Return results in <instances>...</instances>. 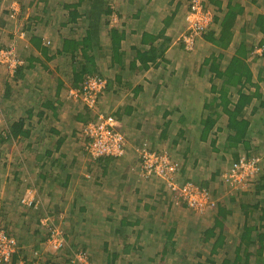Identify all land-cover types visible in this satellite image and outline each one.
Wrapping results in <instances>:
<instances>
[{"label":"crops","instance_id":"obj_1","mask_svg":"<svg viewBox=\"0 0 264 264\" xmlns=\"http://www.w3.org/2000/svg\"><path fill=\"white\" fill-rule=\"evenodd\" d=\"M16 1L19 3V14L16 20H11L7 11L10 1L0 0V41H3L5 48L12 47L16 57L24 64V68L20 72L23 77L17 83V87L20 89L17 96H25V101L19 107L20 111L15 113L17 117L9 119L4 114L2 115L5 118L3 120L4 129L6 130L11 122L23 119L24 128L30 131L28 140H16V147L24 152V157H21L19 168L15 171V180L28 172L30 188L34 190V193L36 192L37 199L43 200L44 197L52 205L65 207L68 205L73 207L81 202L77 205L79 206L78 214L82 213L88 218L91 207L96 211L97 197L102 195V190H98L101 189V174L99 175L97 170H99V166H102L101 161L103 160L91 161L88 157L86 159L85 155L83 156L79 149L75 148V134L77 135L79 123L74 121L73 114L77 110H73V113L70 114L67 109L70 108L72 111L70 103L75 104L66 97L67 93H64L68 91V85L74 89L80 87L78 83H71L73 81L71 70L78 68V65L70 64L71 55L60 51L65 40L72 39L80 42L84 38L86 30L95 25L98 28V46L102 49L97 63L99 71H97L112 81V88L110 91L108 90V95L101 97L99 105L107 107L112 112L117 121V129L124 136L129 130V125L134 124L136 129L144 130V134L150 132V135H154V137L151 136V139L154 140L156 149H161L166 144L165 141H170L172 152L177 157V162L181 164L180 174L185 176L186 172H192L188 167L189 164L192 165L193 171L196 173L198 170H202V168L197 169L198 165L209 164V167L214 168V170H210L214 171L211 174L216 176V174L226 171L236 161V157L247 154L249 156L257 155L261 159L260 173L242 188L231 187L221 181V175L219 176L222 188L218 192L219 196L212 197L214 205L207 210L206 218L203 219L206 226L202 230H193V232H202L214 226L215 222L219 223L220 228L215 232L222 230L224 244L220 250L223 256L220 260H216V264L222 262L226 251L231 248L234 251V247L239 245V239L245 232H248L254 242L250 243L248 249L249 264H264V53L263 47L260 45L264 35L254 29L257 17L260 15L264 17V0H203L207 8L212 10L214 18H221L229 4H238L243 9V13L236 18L235 26L232 29V38L226 49L220 51L210 43L207 39L210 32H207L205 34L207 36L203 35L199 38L196 47L187 54L182 51L181 41L178 45L179 49L175 48L177 46L173 39L176 34L183 33L186 28L183 21L185 3L182 0H103L95 7L89 4L90 0H82L80 4L79 0ZM95 3L96 0H94ZM106 8L110 14L104 15L103 11ZM72 12L76 14L75 19H70ZM90 17L92 18L90 19ZM110 18L112 24L109 21ZM217 26V23L214 22L209 31L216 30L217 32ZM111 28H116L122 33L115 61L110 57L112 42L108 35ZM168 30H171L170 34L167 32ZM253 30H256L255 33ZM172 32H175L174 36H171ZM216 35L218 34L216 33ZM36 41L38 42L37 47L34 46ZM241 44L247 51L243 62L250 74L249 82L242 78L239 81V84L242 85L224 87L221 79L214 78V73L208 68H200L207 58L211 55L217 56L219 53L222 54V64L225 66L235 56ZM203 48L209 50V53L205 54L199 63L200 59L195 60L193 57L195 54L192 52ZM223 70L224 68L220 71ZM236 75L239 77L240 73L238 72ZM57 81L62 82V87L56 98L54 92ZM221 93L225 94V98H223L225 101L229 98L233 104L236 102L238 94L251 96L250 103L243 108L238 117V119L249 122L245 139L248 142V148L241 144L236 148L224 146V149L222 142L224 143L227 136L226 129L219 135L214 144L215 148L199 140L202 117L206 116L203 112V105L213 101L216 108V105L220 104L219 95ZM47 101H51L50 104L55 106L56 115H52L51 111L45 107ZM28 108L34 110L31 117L27 114ZM14 109L16 110V108ZM192 110H195V113L191 115ZM170 112H172L171 116H169ZM41 113H43L42 116H40ZM165 113L168 114L167 117ZM224 117L219 118L218 125L226 124V117ZM51 128L57 133L51 132ZM132 136L133 134L130 132L129 138L132 139ZM60 138H63V142L59 144ZM126 141L128 143L129 140L126 138ZM28 149L29 156L26 153ZM129 154H133V152L127 151L121 160L127 159ZM118 160L113 161L114 165L118 164ZM106 163H112V161H106ZM72 167L75 168L71 170ZM96 168L98 169L94 173L92 184L87 182L85 184L86 179L83 176L90 175L89 172ZM128 171L116 174L120 179H124L125 175L133 177ZM70 176H72L71 179ZM55 179L60 180L59 184L68 179L67 186L63 188L55 185L53 182ZM78 180H81V184L77 182ZM140 182L141 185L146 184L143 181ZM202 182L210 184L208 178L202 179ZM110 183L112 184L107 188L108 191H111L112 198L122 202L124 208L132 207L133 199L127 196L126 191L137 182L133 180V182L122 186L115 176ZM19 185L18 182V186L13 187V194L18 190ZM123 187H126V191ZM31 189L27 190L28 194ZM90 190L93 192L92 198L88 196ZM139 192L140 190L137 188L134 189L135 194H139ZM2 195L4 194L2 193ZM1 199L0 197L2 204ZM139 199L141 198L136 199L137 204L140 203ZM44 201L46 200L44 199ZM32 205L30 207L27 204L19 206L20 214L17 219L20 221V228L28 222V217L35 215L38 210V208L32 209ZM133 207L137 208V206ZM37 214H39V223L43 226L40 221L41 215L39 212ZM109 214L115 216L117 211L109 210L105 214L102 211L99 213L96 211L93 223L102 221L105 222L104 224L114 223L115 221ZM0 217L3 219L1 214ZM83 219L85 218H81L78 226L85 229L87 220ZM141 221L145 222L146 220L138 221L136 219L131 224L128 220L120 217L117 219L118 223L116 222L115 225L117 227L113 232H122L119 227H137ZM141 228L140 231L131 229L128 234H135L138 237L137 232H143ZM64 229L66 237L71 239V234H74L73 228L68 226ZM67 232H70L69 235ZM39 233H31L30 230H27V232L21 231L19 234L16 232L14 235L21 239L22 236L28 234L32 239ZM123 234L125 236L124 232ZM128 234L125 237H128ZM173 234L168 235V238L171 237V242L168 241L167 249H165L167 241L162 242L164 249L161 248L159 251L162 264L200 263L201 261L198 260L194 262L184 259L183 262L178 259L174 263L163 261L164 251L169 254H178V256L181 254L178 238H176L175 232ZM199 234H194L197 236L196 240H198ZM194 235L191 234L189 238L194 239ZM70 239L69 241H71ZM121 239L119 243L123 244L124 241ZM107 242L109 241L101 243L102 252L105 254L108 252L107 245L109 244ZM34 243H38L36 238ZM18 246L19 249L25 250L27 256H32L28 253V246L21 243ZM184 247L185 250L188 248L189 252L195 253L191 249V245ZM207 249L206 247V256ZM109 253L114 254L112 250ZM106 257H102L103 261L99 264L121 263L116 261V255H114V260L113 256L110 259ZM74 261L77 262L75 259ZM56 262L54 259L49 264H68ZM125 264L134 263L128 261Z\"/></svg>","mask_w":264,"mask_h":264},{"label":"rangeland","instance_id":"obj_2","mask_svg":"<svg viewBox=\"0 0 264 264\" xmlns=\"http://www.w3.org/2000/svg\"><path fill=\"white\" fill-rule=\"evenodd\" d=\"M10 2L12 0H9ZM123 2V1H122ZM18 3V2H17ZM10 4V3H9ZM19 4V3H18ZM9 8V5H8ZM7 8V10H8ZM204 8H206L204 6ZM209 10V9H208ZM213 14V13H212ZM185 17H187L186 14L183 15V21L185 24ZM110 23L111 18L109 19ZM213 25V22H211L209 28L207 30H210ZM186 26V24H185ZM206 30V31H207ZM171 30H168L167 32L170 34ZM175 31V30H174ZM185 31V30H184ZM175 35V32L171 33V36ZM183 36V33L176 34L174 36V41L176 43L175 48H178L179 42L181 41V38ZM201 38V36L199 37ZM199 38L196 40V42L199 40ZM1 40V39H0ZM8 45V44H6ZM10 47V46H9ZM196 47V43H194L193 47L190 50H186L184 45L182 47V51L186 52L191 51ZM5 48V45L3 41H0V50L7 49ZM14 50V49H13ZM209 53V50H205L203 48L202 50L198 49L196 52L195 50L192 52V54H195L193 57L195 60L198 58L200 59L199 63L203 59L204 55ZM187 54V52H186ZM188 59V58H187ZM22 62V61H21ZM9 70L0 65V99L3 94L5 83H12L13 79L11 78L12 73L8 72ZM72 86V84H71ZM67 92L66 97H70L69 92L75 91L73 87L67 86ZM15 100V112L11 111V107H5V109H0V133H2V130H5L4 128V122L3 120L5 118L2 117V115L7 113L9 116L7 118L13 119L17 117L15 113H18L19 107L23 102L25 101V96L18 97ZM75 102L73 99H69ZM109 100V99H108ZM78 103V102H77ZM195 104V103H192ZM72 106L71 109H67L70 114L73 113V110H79L80 107L74 106L70 103ZM79 105V104H78ZM107 105V104H106ZM6 110V111H5ZM98 114L105 116H108L116 121L111 111L107 109L105 106H101L97 104L95 109ZM17 111V112H16ZM192 113H195V110L191 111ZM68 116V114L66 113ZM92 117V116H91ZM50 122H53V120H50ZM117 122V121H116ZM53 124V123H52ZM116 126V123H115ZM83 125L79 124V128L77 130V135L75 134V148L79 149V152L85 155L86 159L87 157L94 161L90 155L87 153V151L84 149V142H83V136L81 132V128ZM132 133V139L129 138V133ZM124 138L125 142V153L123 156L118 158H105V159H97L95 161H101V165L98 168H96L94 171L92 170L90 175H85L83 178L86 179L85 184H92L94 177V173L96 170L98 171L99 175L101 174V194L97 197V204L96 211L99 213L100 211L105 214V212H109V210H115L117 211V214L110 215L112 216V219L115 221H112L114 223H106L102 221L101 223L95 222L93 223L94 213L96 212L93 210V207L89 209L90 217L85 216L84 214H78V204L81 202H78L75 206L68 205L67 207L61 206V205H52L48 201L47 198L43 197V200L37 199L36 192L34 193V190L30 188L29 183V173H25L22 177H18L16 180L14 178L15 171L17 168H19L20 159L21 157H24V152H22L21 149H17V142L11 141L10 143H3L0 144V197L3 201L2 204L0 203V214L3 216V219L0 217V231H4L7 235L13 236L14 240L16 241L17 246L21 243L26 246H28L29 251L28 253L32 256H34L36 253L40 257V264H49V262L57 261L56 263H68V264H90L92 262L99 264L101 261H103V258L107 256L106 258H109L116 255V261L121 262L120 264H125V262H133L134 264H162L160 260V249L162 247V242H166L165 249L168 248L169 242H171V239L168 238V235L171 232H175L176 238L178 241V244L181 246V254L178 256V254H169L167 251H164L162 254V259L165 262H171L174 263L175 260L180 259L183 262L184 260H192V261H200L198 257H195V255L192 252H189V249L187 248L185 250L186 246H192L191 249L193 251H200V254H202V257L200 259H204L206 257V252L199 247H197L198 242L194 244L189 238L191 234L195 233L193 230H202L206 226V222L203 220L206 218V212L210 208L206 209L203 213H199L196 210L190 209L186 203L184 202V197L182 194V186L184 184H193L194 186L198 187V189L204 190L208 193L209 199L212 202V197L219 196L220 189V178L219 176L223 175V173L211 174L214 171V168L209 167V164L206 166L204 165H198L197 169L202 168V170H198L197 173L193 171V167L191 164L188 165V167L193 172H186V176L184 174H180L181 168H178L177 171L173 174H170L168 176H159L155 175L156 173L154 171H151L150 175L144 174V171L141 168V158L142 157V151L141 149L145 147L147 151L155 154L161 155L162 153H166V158L170 162L172 168H174V165L178 164L176 158L174 156L173 149L169 145L170 141H165L166 144H164L161 149H156L154 140L151 139V136L154 137V135H150V132L144 134V130H141V128L136 129L133 125H129V130L126 136L121 132ZM158 136V135H156ZM128 141H126V138ZM131 139V140H130ZM133 140V141H132ZM85 141V140H84ZM24 146V145H23ZM130 148V149H129ZM130 150V153L133 152V154H129L127 159L121 160L125 155L127 154V151ZM29 156V149L26 152ZM222 154V152H219ZM254 158H259L258 156H255ZM119 159V160H118ZM112 161V163H106V161ZM118 160V164L114 165L113 161ZM259 158V164H260V170H261V162ZM88 165V163H86ZM75 168L72 167L71 170ZM207 169H209L207 171ZM221 169V168H220ZM219 169V170H220ZM229 169V168H228ZM70 170V172H71ZM130 171L133 177L130 175H125L124 179H120L119 175L116 173L119 172L121 174L124 171ZM128 171V172H129ZM260 173V171H259ZM258 173V174H259ZM35 174V173H33ZM97 174V173H96ZM257 174V175H258ZM21 175V174H20ZM257 175H255L252 179L256 178ZM116 176L117 181L123 185H125L128 182H133L135 180L136 185L130 186L129 190H125L128 194V197H131L133 199V206L135 207H126L117 199L112 198L111 191H108L107 186H110L112 183L110 181ZM171 176H174L176 182L178 185H174L173 189L172 187H169L168 185L171 184ZM212 179H211V177ZM185 177V178H184ZM202 177V178H201ZM210 177V179H209ZM35 178V177H33ZM173 178V179H174ZM208 178V182H202V179L205 180ZM137 179V180H136ZM151 180V181H150ZM19 186L18 190H16L13 194L14 188ZM143 181L146 184L141 185V182ZM173 181V180H172ZM222 181V180H221ZM252 181V180H251ZM81 184V180L77 181ZM87 182V183H86ZM114 182V181H113ZM14 187V188H13ZM137 188L140 190L139 194L134 193V189ZM146 188V189H145ZM13 189V190H12ZM22 191L20 192V190ZM30 191V193H27V190ZM107 189V190H104ZM223 190V189H222ZM2 193L4 195H2ZM224 193V191H223ZM12 196H11V195ZM144 194V195H143ZM87 196V193H86ZM88 196L92 198L93 192L90 190L88 192ZM126 196V197H127ZM27 197V198H26ZM138 198L140 200V203L137 204ZM44 199L46 201H44ZM88 199V197H87ZM35 203H38V210H36L35 215H30L28 217V222L25 225H22L21 228L19 227L20 221L17 219V216H19V206L23 204L29 205V201H32ZM182 202V203H181ZM40 203V204H39ZM173 205H171V204ZM170 204V205H169ZM181 204H183L182 208L180 207ZM187 209H186V208ZM123 209H125L123 211ZM146 210V211H145ZM40 213V221L43 223V226L39 223L38 215L37 213ZM37 214V215H36ZM93 216V217H92ZM124 218L128 220L131 224L134 223V221L137 219L140 220H146L145 222L141 221L137 227H131V228H124L119 227L122 232H113L114 228H116V222L118 218ZM81 218H85L83 220H87L86 228L82 229L79 228L78 224L80 223ZM52 224L48 225L49 222ZM118 223V222H117ZM106 225V227H105ZM70 226L73 228V235L71 234V241L67 238L66 245L64 241L61 243V247L57 250L53 249V244L58 243L57 236L54 234L56 231L60 235V239L64 238L66 236L65 229L66 227ZM142 226V228H141ZM50 227L53 229L51 232L52 235L50 237V231L47 232V234L43 233L45 232V228ZM174 227V228H173ZM143 230V232H137L138 237L135 236V234H128V232L133 230ZM145 229V232H144ZM27 230H30L33 232H41L37 234L35 237L29 236L28 234L25 236H22L21 239L18 238V236L15 237V233L17 232H27ZM148 230V231H147ZM172 230V231H171ZM167 231V232H166ZM123 232L125 233V237ZM150 232V233H148ZM68 235L70 232H67ZM120 233V234H118ZM200 232H196V234H199ZM44 234V235H43ZM49 235V236H48ZM26 237V238H25ZM70 237V236H69ZM125 237V238H124ZM174 237V234H173ZM35 238L38 240V243H34ZM122 238V239H121ZM189 238V239H188ZM124 241L123 244L119 243V240ZM131 241L130 243L128 241ZM103 241H109L107 242L109 245H107L108 252L105 254L102 252V246L101 243ZM20 242V243H19ZM118 242V244H116ZM64 243V244H63ZM199 246V245H198ZM89 249V251H88ZM112 250L114 253L111 255L109 252ZM82 252V253H81ZM26 252L22 253L25 254ZM85 253V254H84ZM27 254V253H26ZM105 254V255H104ZM159 254V255H158ZM32 256H29L27 259H31ZM223 254L216 256V260H220L222 258ZM103 257V258H102ZM26 259V258H20ZM77 260L76 261H74ZM150 259V261H149ZM165 259V260H164Z\"/></svg>","mask_w":264,"mask_h":264},{"label":"trees","instance_id":"obj_3","mask_svg":"<svg viewBox=\"0 0 264 264\" xmlns=\"http://www.w3.org/2000/svg\"><path fill=\"white\" fill-rule=\"evenodd\" d=\"M103 0H96V3L94 4V0H90L89 4L93 7L98 6L99 2H102ZM185 3V12L188 9V2L186 0H182ZM82 0H79L78 3L80 4ZM201 3L203 6L207 8L204 1L201 0ZM208 9V8H207ZM210 10V9H209ZM8 11V10H7ZM212 12V10H210ZM9 12V11H8ZM92 14V12H90ZM213 13V12H212ZM243 13V9L239 7L238 4L231 5L229 4L226 11L224 12L223 16L221 18H214L212 22L217 23V32L216 30L212 31H205L200 36L202 37L207 32H210L208 34V41L212 43L214 46H216L220 51L226 49L229 45V41L232 38V29L235 26V21L238 15H241ZM104 15L110 14L108 13V8H106L103 11ZM75 13L72 12L70 15V19H75ZM92 17H90L91 19ZM258 32L264 35V17L262 15L257 17L256 20V26L255 28ZM256 30H253L254 33ZM216 33L218 35H216ZM109 39L112 42V46L110 49V57L113 58V61L117 60V55L120 47V41L122 37L121 31L114 29H109ZM199 36V37H200ZM207 36V35H205ZM198 37V38H199ZM197 38V39H198ZM196 39V40H197ZM195 40V43H196ZM98 28L93 25L88 30H86L84 38L80 40V42H76L72 39H67L64 41V44L62 46L61 52L67 53L71 55L70 58V64L78 65V68H73L71 70L72 73V79L73 81L71 83H78L83 84V82L90 76H99L102 77L105 81V88L99 93V96L97 98V104H99V100L102 96L108 95L110 89L112 88V81L109 79H106L103 77L98 71V60L100 58V54L102 53V49L98 46ZM182 42V41H181ZM36 43H34V46H38ZM183 44V43H182ZM184 45V44H183ZM260 45L263 47V53H264V38H262ZM244 50V51H243ZM189 52V51H186ZM247 51L244 48V45L241 44L237 52L235 53V56L227 64L224 66L222 64V54L219 53L217 56L211 55V57L207 58L204 61V64L202 63L200 68L206 67L208 68L212 73H214V78L221 79L222 85L224 87H235L239 84V81L243 78L246 82H249L250 74L248 69L246 68V65L244 64V59L246 58ZM151 60V59H150ZM24 64L23 62L16 68L14 73H12L11 78L13 79L12 83H5V88L3 91V94L0 99V109H5V107H11V111L15 112V100L17 98V95H19L20 89L17 87L18 80L21 79L23 76L20 73L23 70ZM85 66V67H84ZM222 68H224L223 71H220ZM98 70V71H97ZM240 73V76L238 77L236 73ZM246 76V78H244ZM60 80V79H57ZM62 82L57 81L56 89H55V96L57 98L58 93L60 91V88L62 87ZM79 88V87H78ZM109 90V91H108ZM54 96V97H55ZM220 104L216 105V108L214 107L213 101H209L208 103H205L203 105V112L206 114V116L202 117V124L200 125L201 132H200V138L201 142L208 143L212 146V148H215L214 144L218 140L219 135L222 134L223 130L226 129L227 136L224 139V143L222 142V146L225 149V147L230 148H236L238 145L244 144L245 147L248 148V142L245 140L247 137V131L249 129V122L245 121L244 119H238L241 111L243 108L250 103L251 96L243 94H238V98L236 102L233 104L231 103L230 99L228 98L227 101H225L223 98H225V94H220ZM69 99H72L69 97ZM224 102H223V101ZM51 101H47L45 104V107H47L51 111L52 115H56V108L55 106H52L50 104ZM78 102V103H77ZM74 104L80 107L79 110H77L73 114V119L75 122L79 123L80 125H87L91 122H95V118H97L98 112L96 110L90 109L84 102L76 100ZM74 105V106H75ZM222 106V107H221ZM226 106V107H224ZM232 107V108H231ZM34 110L31 108H28L27 114L29 117L33 116ZM166 114V113H165ZM172 112L169 113V116H171ZM4 115L6 118L9 116L7 113L4 112ZM43 113L40 114L42 116ZM168 114H166L167 117ZM92 116V117H91ZM221 116L226 117V124L224 126H220L217 124V121ZM224 117V118H225ZM224 127V128H223ZM51 132L57 133L56 130L51 128ZM119 131V130H118ZM120 132V131H119ZM121 133V132H120ZM221 137V136H220ZM30 138V131L29 129L24 128V122L23 119H17L13 122H11L6 130H2V133H0V144L3 143H10L11 141H16L18 139L28 140ZM85 139H83V142ZM21 142V141H20ZM59 144L63 142V138H60L58 140ZM225 146V147H224ZM257 155H244L236 157L235 160L240 159L243 157L244 159L248 160L252 157H255ZM105 159V158H103ZM95 161V160H94ZM63 167H65L63 165ZM178 168H181V164L178 163ZM70 179L72 176L69 177ZM17 179V178H16ZM250 181V180H249ZM18 182V181H17ZM55 185L59 187H66L68 179L65 180L62 184H59V179H55L53 181ZM249 183V182H248ZM32 209L36 210L38 208V203L35 202L31 203ZM30 204V205H31ZM36 204V205H35ZM29 205V207H30ZM51 220L48 219L47 222H49L48 225L52 224L50 222ZM88 221H85V224ZM219 223L215 222V225L203 230L200 232V236L197 239V236L194 235V239L191 238L192 242L196 244L198 242L197 247H199L201 250H206V247L208 248V254L204 260L199 259L201 262L198 264H216V256L221 254L222 245L224 244V239L222 236V230L221 232H215L217 229H219ZM50 230V227L45 228V232L43 233L47 234V232ZM32 233V232H31ZM41 233V232H40ZM171 235L173 232L170 233ZM50 235V234H49ZM48 235V236H49ZM171 239V237H169ZM259 239H261L259 237ZM67 240V237L64 236L63 241L66 245L65 241ZM253 238H250L248 232H245L243 234V237L239 239V245L237 244L236 247H234V251H232V248L229 251H226L224 254V259L220 264H249V257L250 254L248 253L249 245L252 242ZM260 242V241H259ZM63 243V244H64ZM261 245V242L259 243ZM199 245V246H198ZM245 245V247H244ZM106 247V246H105ZM220 251V253H219ZM24 249H17V251L14 253V256L12 257L11 261L12 264H15L18 259L22 258H28L27 254L24 253ZM82 253V252H81ZM85 254V253H84ZM195 257H202V254L200 252L194 253ZM231 254V255H230ZM109 259V258H108ZM114 260V256H113Z\"/></svg>","mask_w":264,"mask_h":264},{"label":"built area","instance_id":"obj_4","mask_svg":"<svg viewBox=\"0 0 264 264\" xmlns=\"http://www.w3.org/2000/svg\"><path fill=\"white\" fill-rule=\"evenodd\" d=\"M188 2V9L185 12L186 28L181 38L182 43L186 50H190L195 40L205 32L213 19V14L201 3V0H186ZM9 18L16 20L19 14L18 3L16 0H12L9 4ZM19 58L16 57L12 47L0 50V65L6 67L10 73H14L16 68L21 64ZM105 88V81L99 76L88 77L83 84L75 91H70V97L76 101L84 102L90 109L95 110L97 106V98L99 93ZM115 120L103 116L97 115L95 122H91L87 125H83L81 128L82 136L86 140L84 142V149L90 155L93 160L103 158H118L125 153V142L123 135L116 130ZM141 168L144 174L150 175L151 171H154L159 176H168L173 174L178 169V164L172 168L170 162L166 158V153L161 155L151 153L147 151L145 147L141 149ZM260 171L259 158H250L248 160L241 157L234 161L229 169H227L221 176L223 182L227 183L231 187L238 189L244 187L249 180H251ZM174 176H171L172 187L178 185ZM173 180V181H172ZM182 194L186 205L196 210L199 213H203L206 209L213 207V202L210 201L208 193L204 190L198 189L193 184L186 183L182 186ZM32 201H29V205ZM36 205V204H35ZM50 228V237L53 232ZM59 241L53 244V249L57 250L61 247L63 238L60 239L57 231L54 233ZM13 237V236H12ZM7 235L4 231H0V264H12V257L14 253L19 249L14 238ZM40 257L36 253L31 259L17 260L15 264H40Z\"/></svg>","mask_w":264,"mask_h":264},{"label":"clouds","instance_id":"obj_5","mask_svg":"<svg viewBox=\"0 0 264 264\" xmlns=\"http://www.w3.org/2000/svg\"><path fill=\"white\" fill-rule=\"evenodd\" d=\"M95 119H96V118H95ZM115 122H116V121H115ZM116 130H118V129H117V122H116Z\"/></svg>","mask_w":264,"mask_h":264}]
</instances>
